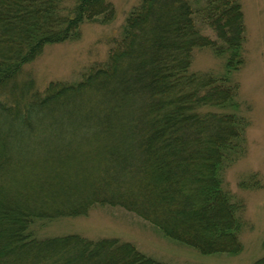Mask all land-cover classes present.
<instances>
[{"label": "trees", "instance_id": "16d2710c", "mask_svg": "<svg viewBox=\"0 0 264 264\" xmlns=\"http://www.w3.org/2000/svg\"><path fill=\"white\" fill-rule=\"evenodd\" d=\"M113 15L108 0H0V264H171L123 238L35 227L97 205L202 253L241 249L245 203L225 179L250 121L231 76L245 59L241 1L141 0L78 80L19 82L45 45ZM204 48L222 73L191 69Z\"/></svg>", "mask_w": 264, "mask_h": 264}, {"label": "rangeland", "instance_id": "374dc122", "mask_svg": "<svg viewBox=\"0 0 264 264\" xmlns=\"http://www.w3.org/2000/svg\"><path fill=\"white\" fill-rule=\"evenodd\" d=\"M114 9L108 22L81 25L77 39L47 44L20 72V81L32 80L38 90L49 82L75 81L93 62L107 56L111 40L121 33L132 7L141 0H108ZM245 24L244 64L231 76L239 82V101L249 117L245 153L226 170V185L245 203L247 220L232 253H202L170 239L130 212L112 206H94L86 215L60 217L35 227L42 236L76 233L88 238L118 237L134 243L145 254L171 264H251L264 256V0H240ZM193 71L223 72V59L207 48L194 51ZM254 178L251 177L254 175ZM246 180L242 188L239 181ZM254 185V186H253Z\"/></svg>", "mask_w": 264, "mask_h": 264}]
</instances>
